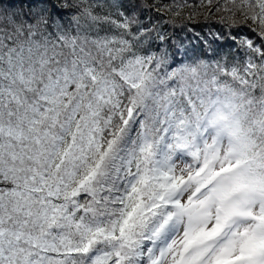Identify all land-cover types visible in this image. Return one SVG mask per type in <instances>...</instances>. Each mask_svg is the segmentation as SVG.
<instances>
[{
	"label": "snow or ice",
	"instance_id": "6c2138e0",
	"mask_svg": "<svg viewBox=\"0 0 264 264\" xmlns=\"http://www.w3.org/2000/svg\"><path fill=\"white\" fill-rule=\"evenodd\" d=\"M161 7L0 0V264H264V0Z\"/></svg>",
	"mask_w": 264,
	"mask_h": 264
},
{
	"label": "clouds",
	"instance_id": "9594fccd",
	"mask_svg": "<svg viewBox=\"0 0 264 264\" xmlns=\"http://www.w3.org/2000/svg\"><path fill=\"white\" fill-rule=\"evenodd\" d=\"M245 96L243 106L237 99L233 106L222 107L213 117L215 127L222 133L240 130L241 135L250 134L264 139V91H258L251 105Z\"/></svg>",
	"mask_w": 264,
	"mask_h": 264
},
{
	"label": "trees",
	"instance_id": "16d2710c",
	"mask_svg": "<svg viewBox=\"0 0 264 264\" xmlns=\"http://www.w3.org/2000/svg\"><path fill=\"white\" fill-rule=\"evenodd\" d=\"M148 2L149 3H153V2H155V4H156V7H160V8H163V7H161V5L162 4H166V3H169V0H148ZM164 9V8H163ZM191 9H185L184 11L185 12H188V11H190ZM168 11V10H167ZM169 12V11H168ZM168 17H170L171 18V14L169 13V16ZM179 19V18H178ZM197 19L198 20H203V16H198L197 17Z\"/></svg>",
	"mask_w": 264,
	"mask_h": 264
},
{
	"label": "rangeland",
	"instance_id": "374dc122",
	"mask_svg": "<svg viewBox=\"0 0 264 264\" xmlns=\"http://www.w3.org/2000/svg\"><path fill=\"white\" fill-rule=\"evenodd\" d=\"M157 8L160 9V12H161L162 15H164V16H169L168 11H166L167 9H165V8L163 9V8H160V7H157Z\"/></svg>",
	"mask_w": 264,
	"mask_h": 264
},
{
	"label": "bare ground",
	"instance_id": "6f19581e",
	"mask_svg": "<svg viewBox=\"0 0 264 264\" xmlns=\"http://www.w3.org/2000/svg\"><path fill=\"white\" fill-rule=\"evenodd\" d=\"M167 11V10H166ZM169 13V12H168Z\"/></svg>",
	"mask_w": 264,
	"mask_h": 264
}]
</instances>
